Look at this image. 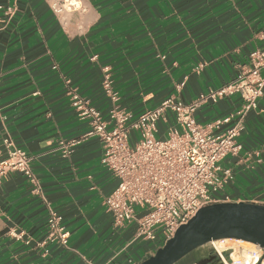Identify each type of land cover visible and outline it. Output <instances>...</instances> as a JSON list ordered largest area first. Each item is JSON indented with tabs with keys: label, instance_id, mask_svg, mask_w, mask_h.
<instances>
[{
	"label": "crops",
	"instance_id": "0c3cea01",
	"mask_svg": "<svg viewBox=\"0 0 264 264\" xmlns=\"http://www.w3.org/2000/svg\"><path fill=\"white\" fill-rule=\"evenodd\" d=\"M57 1L0 0V149L9 136L32 158L40 186L36 194L17 172L3 178L0 264H138L153 244L135 238V224H113L103 202L117 180L100 162L99 139L82 138L89 124L68 91L107 119V68L118 106L133 118L175 95L180 82L177 98L189 103L246 73L249 54L264 50V0H78L79 9L55 13ZM241 104L239 94L206 102L195 121L204 127ZM165 127L159 124L160 133ZM61 141L78 143L63 156ZM238 142V156L220 163L233 176L222 194L264 205V88ZM47 206L62 220L67 248L44 243Z\"/></svg>",
	"mask_w": 264,
	"mask_h": 264
},
{
	"label": "built area",
	"instance_id": "2783aa9c",
	"mask_svg": "<svg viewBox=\"0 0 264 264\" xmlns=\"http://www.w3.org/2000/svg\"><path fill=\"white\" fill-rule=\"evenodd\" d=\"M77 3L78 0H58L53 9L55 13L66 8L76 10ZM2 22L0 16V26ZM249 60L251 67L233 82L189 103L177 98L176 94L184 86V82H180L175 86V95L135 118L118 106L119 97L107 68L101 81L102 90L111 103L107 119H103L100 112L77 92L68 91L70 105L77 117L89 124V131L82 138L99 139L102 145L100 162L117 180L103 202L113 224L118 228L135 224V238L153 244L151 255L201 208L229 202L228 196L222 193L233 177L232 170L220 163L226 157L235 158L240 153L238 138L244 129L245 117L256 108L264 88V78L260 77L264 50L251 52ZM234 94H239L242 99L237 110L204 127L196 123L195 112L201 105L216 103ZM161 123L166 126L162 133L159 131ZM226 124L231 126L224 133L211 135L213 129ZM77 143L61 141L63 156L69 155L70 148ZM1 147L0 185L8 173L17 172L28 180L33 192L40 193L39 181L31 169L32 158L17 148L7 135L2 138ZM47 212L44 243L58 242L67 248L69 235L61 218L49 206ZM10 235L20 238L14 233ZM228 241L232 240L211 242L215 263L264 264L261 247L250 244L251 248L236 252L225 246ZM128 264L136 263L129 260Z\"/></svg>",
	"mask_w": 264,
	"mask_h": 264
},
{
	"label": "water",
	"instance_id": "95a60500",
	"mask_svg": "<svg viewBox=\"0 0 264 264\" xmlns=\"http://www.w3.org/2000/svg\"><path fill=\"white\" fill-rule=\"evenodd\" d=\"M220 240L250 243L264 250V205L222 202L205 206L138 264H217L211 242Z\"/></svg>",
	"mask_w": 264,
	"mask_h": 264
},
{
	"label": "rangeland",
	"instance_id": "374dc122",
	"mask_svg": "<svg viewBox=\"0 0 264 264\" xmlns=\"http://www.w3.org/2000/svg\"><path fill=\"white\" fill-rule=\"evenodd\" d=\"M156 137L158 138V136ZM225 246L233 248L236 252L251 248V246H246L244 242L235 240L225 242Z\"/></svg>",
	"mask_w": 264,
	"mask_h": 264
},
{
	"label": "bare ground",
	"instance_id": "6f19581e",
	"mask_svg": "<svg viewBox=\"0 0 264 264\" xmlns=\"http://www.w3.org/2000/svg\"><path fill=\"white\" fill-rule=\"evenodd\" d=\"M75 8H76V9L80 8V3H77ZM66 10H70V9L66 8L64 11H66ZM238 242H241V241H238ZM244 243H245V242H244ZM245 245H246V246H251L250 243H245Z\"/></svg>",
	"mask_w": 264,
	"mask_h": 264
},
{
	"label": "trees",
	"instance_id": "16d2710c",
	"mask_svg": "<svg viewBox=\"0 0 264 264\" xmlns=\"http://www.w3.org/2000/svg\"><path fill=\"white\" fill-rule=\"evenodd\" d=\"M214 260H215V258H214Z\"/></svg>",
	"mask_w": 264,
	"mask_h": 264
}]
</instances>
